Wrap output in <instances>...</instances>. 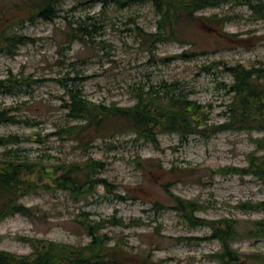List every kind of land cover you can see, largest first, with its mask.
I'll return each instance as SVG.
<instances>
[{
	"label": "rangeland",
	"instance_id": "obj_1",
	"mask_svg": "<svg viewBox=\"0 0 264 264\" xmlns=\"http://www.w3.org/2000/svg\"><path fill=\"white\" fill-rule=\"evenodd\" d=\"M217 3L194 16L219 25L181 19L172 37L155 42L147 36L159 18L153 0H64L52 21L24 19L31 10L15 7L20 0H0V35L30 39L11 54L0 51V79L11 74L34 80L0 92V108L13 109L17 119L0 122V136L17 138L0 146V160L53 167L58 174L59 164L91 158L100 162L95 176L104 182L91 194L72 197L42 186L45 177L31 176L36 191L17 202L32 214L0 217V250L28 255L36 241L80 247L89 241L84 224L99 222L108 246L120 248L114 252L118 264H219L210 257L219 241L204 223L227 218L241 233L232 248L240 257L264 261V237L245 236L249 222L264 213L240 207L263 200L264 186L251 174L228 173L247 168L262 132L244 123L215 129L227 122L233 96L224 87L233 80L226 67L264 70V20L244 0ZM71 31L82 33L83 41H66ZM64 76L74 78L70 82L88 101L104 106L133 105L132 87H153L161 98L163 84L170 85L200 106L198 131L181 136L159 127L152 145L114 118L72 121L59 108L58 80ZM71 125L80 126L73 136L57 134ZM176 196L195 204L197 224L174 209Z\"/></svg>",
	"mask_w": 264,
	"mask_h": 264
},
{
	"label": "trees",
	"instance_id": "obj_2",
	"mask_svg": "<svg viewBox=\"0 0 264 264\" xmlns=\"http://www.w3.org/2000/svg\"><path fill=\"white\" fill-rule=\"evenodd\" d=\"M64 0H20V4H15L18 9L26 8L31 10L24 19L33 17L44 21H52L59 17L60 8L58 5ZM76 2H85L88 0H74ZM106 1V0H104ZM118 4L124 5L127 0H115ZM154 10L159 17L156 25V32L150 33L148 38L155 42H162L167 37L175 34V26L181 21L197 20L208 27L219 25V20H202L196 17L195 12L206 7L215 5L217 2H229L232 0H153ZM235 1V0H233ZM256 16L264 20V2L263 0H244ZM217 3V4H218ZM25 9V11H26ZM85 31L86 27L78 28ZM212 29V28H211ZM72 30V29H71ZM0 35V51L11 54V49L18 45L26 43L29 38L23 35L12 34ZM81 34L71 31L66 35V41H83ZM73 39V40H70ZM2 47L4 49H2ZM232 76V83L225 86L229 92L233 93L230 103L226 106L227 122L216 126L215 129H230L244 123L250 128L256 126L262 135L254 140L255 150L248 159L247 168H232L228 173L251 174L256 177L264 186V78L263 68H245L241 65L226 67L225 69ZM74 78L64 76L58 80L63 93L59 96V108L63 109L64 115L72 121L88 120L93 122L95 118H114L129 127L137 138L156 144L155 130L159 127H166L171 132L179 135H187L198 131L196 118L201 114L200 106L187 100L179 94H175V88L170 85L161 87L163 89L161 98H156L159 90L151 87L146 91L142 88L132 87L136 92L134 95L135 103L131 106L119 107L115 103L108 106L103 104H94L88 101L81 89L76 83L70 82ZM31 80L28 76H16L9 74L0 79V92H10L12 89L22 85L30 86ZM163 98V99H162ZM164 100V101H163ZM11 111L13 109L0 108V122H14L16 116ZM242 117L243 121H242ZM191 121L194 124H191ZM97 124V123H96ZM80 127L71 125L60 129L57 134L65 137H71L73 129ZM73 136V135H72ZM15 136H0V146H6L7 143L15 142ZM260 152V154H256ZM59 164L57 173L53 167L38 169L36 163H30L21 160L9 159L0 160V217L20 213L22 215H31L29 208L18 203L21 195H27L36 191V181L31 176L45 177L41 182L42 186L55 187L67 190L72 197L91 194L94 185L103 180L95 176V171L100 168V162L88 158L85 162ZM81 196V195H80ZM174 209L183 213V217L191 224L198 223L193 217L192 212L197 210L192 201H184L178 196L174 197ZM247 209L264 213V198L254 205L242 206ZM195 212V211H194ZM193 212V213H194ZM195 220V221H194ZM118 224L119 222H115ZM202 223V222H201ZM200 223V224H201ZM212 230L211 237L217 239L220 244V250L212 254L214 260L219 264H264V261L243 258L232 248L231 241L237 240L241 233L235 227L232 219L221 218L219 220L204 223ZM99 222L86 223L84 229L89 237L87 244L80 247H72L65 244L49 242L38 245L39 241L32 244V252L28 255H15L10 252L0 250V264H118L114 259V252L119 248L117 243L108 246L109 240L105 234L100 233ZM246 237H264V216L251 220L249 227L245 231ZM107 255V258L105 257Z\"/></svg>",
	"mask_w": 264,
	"mask_h": 264
}]
</instances>
